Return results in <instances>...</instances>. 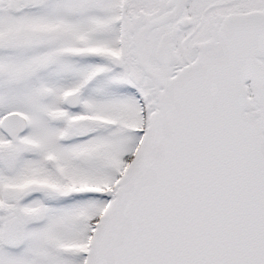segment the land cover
Masks as SVG:
<instances>
[{
    "label": "snow or ice",
    "instance_id": "obj_1",
    "mask_svg": "<svg viewBox=\"0 0 264 264\" xmlns=\"http://www.w3.org/2000/svg\"><path fill=\"white\" fill-rule=\"evenodd\" d=\"M0 264H264V0H0Z\"/></svg>",
    "mask_w": 264,
    "mask_h": 264
}]
</instances>
